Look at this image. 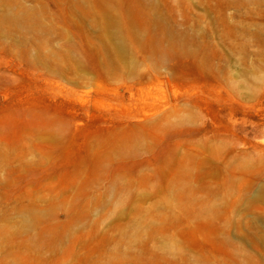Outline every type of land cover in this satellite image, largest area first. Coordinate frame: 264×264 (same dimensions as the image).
<instances>
[{"label": "rangeland", "instance_id": "374dc122", "mask_svg": "<svg viewBox=\"0 0 264 264\" xmlns=\"http://www.w3.org/2000/svg\"><path fill=\"white\" fill-rule=\"evenodd\" d=\"M0 264H264V0H0Z\"/></svg>", "mask_w": 264, "mask_h": 264}]
</instances>
